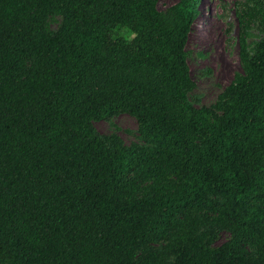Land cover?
<instances>
[{"label": "trees", "instance_id": "1", "mask_svg": "<svg viewBox=\"0 0 264 264\" xmlns=\"http://www.w3.org/2000/svg\"><path fill=\"white\" fill-rule=\"evenodd\" d=\"M201 1L0 0V264H264V0L237 3L243 73L199 108ZM120 114L129 147L95 127Z\"/></svg>", "mask_w": 264, "mask_h": 264}, {"label": "rangeland", "instance_id": "2", "mask_svg": "<svg viewBox=\"0 0 264 264\" xmlns=\"http://www.w3.org/2000/svg\"><path fill=\"white\" fill-rule=\"evenodd\" d=\"M159 11H165L180 0H156ZM244 0H202L200 12L187 43V61L196 88L189 99L196 107H212L224 90L242 74L240 61L241 25L236 15L238 2ZM57 28L58 24H53ZM246 42L250 52L263 37L258 23L247 31ZM103 137L118 136L125 146L138 143L139 124L136 118L116 115L110 120L96 122ZM230 234L221 231L216 241L221 245Z\"/></svg>", "mask_w": 264, "mask_h": 264}]
</instances>
